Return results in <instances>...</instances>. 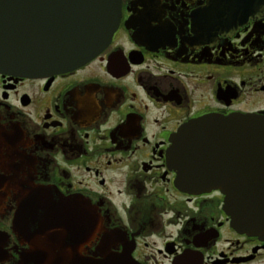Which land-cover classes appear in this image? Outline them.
<instances>
[{
  "label": "flooded vegetation",
  "instance_id": "1",
  "mask_svg": "<svg viewBox=\"0 0 264 264\" xmlns=\"http://www.w3.org/2000/svg\"><path fill=\"white\" fill-rule=\"evenodd\" d=\"M120 4L111 41L88 63L0 73V126L18 135L22 177L88 210L73 246L25 241L13 229L18 192L0 189V264H22L33 247L74 251L72 264H264V237L232 226L219 191L178 188L169 160L194 120L264 116V0Z\"/></svg>",
  "mask_w": 264,
  "mask_h": 264
},
{
  "label": "water",
  "instance_id": "2",
  "mask_svg": "<svg viewBox=\"0 0 264 264\" xmlns=\"http://www.w3.org/2000/svg\"><path fill=\"white\" fill-rule=\"evenodd\" d=\"M121 16L120 0H0V73L20 77H50L72 71L94 59L111 41ZM3 131L0 149V189L18 192L20 209L13 229L19 237L48 238L73 246L75 220L88 219L60 194L31 184L15 165L11 144L16 133ZM169 160L178 188L192 192L219 191L232 226L264 237V116H207L186 125L173 139ZM21 173V174H20ZM63 229L64 233L57 230ZM54 231V234H47ZM64 234V235H63ZM33 247L22 264H39L47 256H65ZM76 257V256H75Z\"/></svg>",
  "mask_w": 264,
  "mask_h": 264
},
{
  "label": "snow or ice",
  "instance_id": "3",
  "mask_svg": "<svg viewBox=\"0 0 264 264\" xmlns=\"http://www.w3.org/2000/svg\"><path fill=\"white\" fill-rule=\"evenodd\" d=\"M3 137L4 133L2 130H0V149L3 147ZM39 264H68V262L61 256H55L52 258L45 256L39 261Z\"/></svg>",
  "mask_w": 264,
  "mask_h": 264
}]
</instances>
